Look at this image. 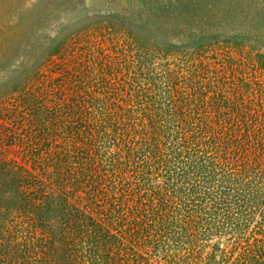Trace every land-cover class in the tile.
Wrapping results in <instances>:
<instances>
[{"label": "rangeland", "instance_id": "rangeland-1", "mask_svg": "<svg viewBox=\"0 0 264 264\" xmlns=\"http://www.w3.org/2000/svg\"><path fill=\"white\" fill-rule=\"evenodd\" d=\"M125 262L264 264V0H0V264Z\"/></svg>", "mask_w": 264, "mask_h": 264}, {"label": "trees", "instance_id": "trees-1", "mask_svg": "<svg viewBox=\"0 0 264 264\" xmlns=\"http://www.w3.org/2000/svg\"><path fill=\"white\" fill-rule=\"evenodd\" d=\"M50 121H51V118H50ZM84 127H85V123L83 121H78L75 124V126H73V130H75L76 133H72L73 134L72 138L77 140V141H79L82 144H85V139H84V137H82L83 135L81 134V132L84 131ZM69 129L71 130L70 127H69ZM108 137L109 136L106 135V138H108ZM211 139L214 140L215 137L213 135L209 136L208 140H211ZM118 140H119V137H118ZM118 140H117V142H118ZM73 142L76 144L75 141H73ZM169 144H171V143L169 142ZM67 145H68V147L71 146L70 138H69V142H68ZM117 150H119V151L113 152L114 150H107L105 153H101V156L103 157V161L105 159L106 161L109 162V164L108 165L101 164L100 167H99L100 171L103 170L104 173L107 170V172H106V174H107L106 178L107 179L106 180L108 182L112 183L113 186H115V187L119 183H121L125 179H127V176H125V175L122 176L123 172L130 173L131 171H133V172H136L137 174H141V175H142V173L147 172V173L143 174L140 178H141V182L143 181L144 183L148 184V183H152V181H153L152 180V176H153L152 172L153 171H157V173H158V171L161 172L163 170L162 168H163L164 160H163L162 156H161V158H156V157L154 158L153 155L150 157L148 155V153L145 152L144 150L143 151L137 150L136 153L132 152L131 150H127V149H117ZM154 154H156V153L154 152ZM126 156L128 157V162H124V160H123V158H126ZM69 157H71V153L69 154ZM90 159L92 161V157H90ZM91 170L94 171V173L91 174V176H90L91 179L97 180L98 177L101 178V179H103L105 177V174H104V177L102 175H100V174H97L98 172H96V168L95 169H91ZM194 170H195L194 172H191V170L186 169V174L185 173L177 174V179L176 180L177 181H183V184L190 182L193 179V177H195V175H198L199 173L201 174V172H199V171L197 172V168L196 167L194 168ZM168 174L169 175H167V173H165L166 179H164L165 182L163 181L164 184L162 186L161 191L165 189L164 185L172 177V175H170V173H168ZM73 175L77 176L78 173L74 172ZM157 178H158L157 181L155 180L156 184H157L156 187H155V190L161 184L160 181H161V179L164 178V175L162 176V175L159 174V175H157ZM108 179H110V180H108ZM109 190L111 191L112 189L109 188ZM48 195L49 196H48V200H46V203L51 202V203L58 204V205L61 204L55 198L56 196L54 194H48ZM31 202H32L33 205H30L29 204L30 202L26 203V205H28L30 207V209H31L30 212L34 213V210H35V207H36V203L33 200H31ZM76 202L74 204H70V205L73 206L75 211H76L75 212L76 213L75 217L77 218V223L80 224L81 229L89 231L93 236L99 237V231L101 229L100 225H101L102 221L99 220V222H96L95 220H93L92 217L88 216V213L85 210V206L84 205L81 206V205H79ZM79 202H82V201L80 200ZM42 205H41V207H42ZM61 205L65 208V206L63 204H61ZM88 205L91 206L92 202L89 201ZM118 219L119 218H117V220ZM89 227H93V228L95 227L96 228L95 230L97 232L93 233L92 231H90ZM85 228H87L89 230H87ZM67 236L68 235L62 233L63 241L67 238ZM170 238H172V236H170ZM182 243H185V242L181 241L179 243L178 247H177V250H181L182 249V246H183ZM194 247H196V246H194ZM191 250L195 252V250L193 248ZM124 264H129V263L125 262Z\"/></svg>", "mask_w": 264, "mask_h": 264}]
</instances>
